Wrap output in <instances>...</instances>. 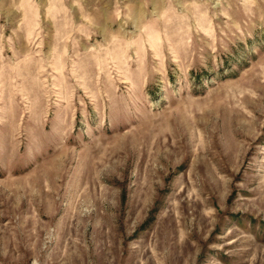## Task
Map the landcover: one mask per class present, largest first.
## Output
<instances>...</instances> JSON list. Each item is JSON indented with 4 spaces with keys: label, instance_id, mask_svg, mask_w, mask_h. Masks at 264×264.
<instances>
[{
    "label": "rangeland",
    "instance_id": "374dc122",
    "mask_svg": "<svg viewBox=\"0 0 264 264\" xmlns=\"http://www.w3.org/2000/svg\"><path fill=\"white\" fill-rule=\"evenodd\" d=\"M0 264H264V0H0Z\"/></svg>",
    "mask_w": 264,
    "mask_h": 264
}]
</instances>
